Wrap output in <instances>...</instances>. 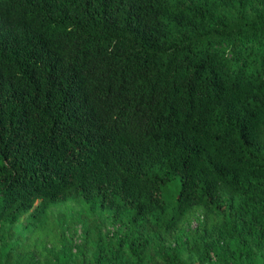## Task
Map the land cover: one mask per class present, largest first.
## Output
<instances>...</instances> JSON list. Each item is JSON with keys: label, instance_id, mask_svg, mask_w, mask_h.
I'll use <instances>...</instances> for the list:
<instances>
[{"label": "trees", "instance_id": "trees-1", "mask_svg": "<svg viewBox=\"0 0 264 264\" xmlns=\"http://www.w3.org/2000/svg\"><path fill=\"white\" fill-rule=\"evenodd\" d=\"M0 264H264V0H0Z\"/></svg>", "mask_w": 264, "mask_h": 264}, {"label": "rangeland", "instance_id": "rangeland-1", "mask_svg": "<svg viewBox=\"0 0 264 264\" xmlns=\"http://www.w3.org/2000/svg\"><path fill=\"white\" fill-rule=\"evenodd\" d=\"M192 226H195V223H193V225Z\"/></svg>", "mask_w": 264, "mask_h": 264}]
</instances>
